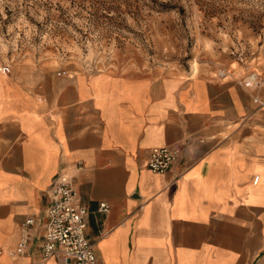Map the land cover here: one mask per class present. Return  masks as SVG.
Listing matches in <instances>:
<instances>
[{
	"label": "crops",
	"instance_id": "1",
	"mask_svg": "<svg viewBox=\"0 0 264 264\" xmlns=\"http://www.w3.org/2000/svg\"><path fill=\"white\" fill-rule=\"evenodd\" d=\"M174 144L166 173L145 168ZM61 172L99 264H264V76L250 89L206 74L0 75V264H57L41 235ZM29 217L33 240L12 255Z\"/></svg>",
	"mask_w": 264,
	"mask_h": 264
},
{
	"label": "rangeland",
	"instance_id": "2",
	"mask_svg": "<svg viewBox=\"0 0 264 264\" xmlns=\"http://www.w3.org/2000/svg\"><path fill=\"white\" fill-rule=\"evenodd\" d=\"M9 75L264 76V0H0Z\"/></svg>",
	"mask_w": 264,
	"mask_h": 264
},
{
	"label": "built area",
	"instance_id": "3",
	"mask_svg": "<svg viewBox=\"0 0 264 264\" xmlns=\"http://www.w3.org/2000/svg\"><path fill=\"white\" fill-rule=\"evenodd\" d=\"M0 73L9 75L10 67H0ZM57 76L69 77V74L57 73ZM241 83L246 88H257L261 85V78L251 74ZM182 151L183 146L180 144L153 148L148 153L145 168L154 174H164ZM257 181L258 177H255L253 182L256 184ZM49 199L41 235L42 261L53 259L57 264H99L94 244L86 236L88 210L73 189L72 177L64 172L59 173L49 188ZM100 210L107 212L106 205L101 204ZM34 225L33 218L25 219L18 246L12 255L21 256L25 253L33 240Z\"/></svg>",
	"mask_w": 264,
	"mask_h": 264
}]
</instances>
